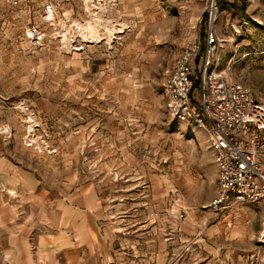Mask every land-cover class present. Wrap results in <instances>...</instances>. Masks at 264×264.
Returning a JSON list of instances; mask_svg holds the SVG:
<instances>
[{
	"label": "rangeland",
	"instance_id": "1",
	"mask_svg": "<svg viewBox=\"0 0 264 264\" xmlns=\"http://www.w3.org/2000/svg\"><path fill=\"white\" fill-rule=\"evenodd\" d=\"M77 25L101 40L111 32V47L83 43ZM32 28L46 35L40 46L27 38ZM209 31L220 40L223 74L264 104V0H0V151L48 183L93 184L124 242L166 248L168 264L226 254L229 264H264V208L207 209L218 190L208 136L166 106L167 69ZM63 34L81 50L64 51ZM210 215L216 221L201 226L219 222L207 241L217 258L201 253L199 232L180 240L181 224ZM238 229L252 238L231 239Z\"/></svg>",
	"mask_w": 264,
	"mask_h": 264
},
{
	"label": "crops",
	"instance_id": "2",
	"mask_svg": "<svg viewBox=\"0 0 264 264\" xmlns=\"http://www.w3.org/2000/svg\"><path fill=\"white\" fill-rule=\"evenodd\" d=\"M62 185L48 183L36 169L0 151V264H168L166 248L124 242L93 184ZM211 220L216 217L184 222L180 240L199 232L201 253L217 258L219 248L207 241L218 237L220 224L201 226ZM251 233L238 229L230 234L244 243ZM230 258L226 254L211 263L229 264Z\"/></svg>",
	"mask_w": 264,
	"mask_h": 264
},
{
	"label": "built area",
	"instance_id": "3",
	"mask_svg": "<svg viewBox=\"0 0 264 264\" xmlns=\"http://www.w3.org/2000/svg\"><path fill=\"white\" fill-rule=\"evenodd\" d=\"M5 2L18 5V0ZM217 10L211 6L210 23ZM45 36L37 28L27 32L33 46H40ZM219 46L218 35L209 31L205 40L184 48L166 72V106L176 122L191 124L208 136L218 190L207 209L224 213L238 205L264 208V104L250 88L223 74ZM186 216L182 210L179 219ZM185 252L194 249L187 245Z\"/></svg>",
	"mask_w": 264,
	"mask_h": 264
},
{
	"label": "bare ground",
	"instance_id": "4",
	"mask_svg": "<svg viewBox=\"0 0 264 264\" xmlns=\"http://www.w3.org/2000/svg\"><path fill=\"white\" fill-rule=\"evenodd\" d=\"M46 20H48L50 22L51 21L52 22L54 21V13H53V10H50V14H49V16H48V18ZM78 26L79 25H77V27H74V28H76L79 31L80 27H78ZM87 26L88 27H83L82 26L81 27L82 29H80V31H79L83 43H87V44H89V43L90 44H99V43L105 41L106 45H108V46L111 47V45L113 43V40H112L113 34H111V32H110L109 36H106V39H108V40H101V36L102 35L100 36V34H98V32H97V34H93L92 31H91V29H90V27H89L90 25H87ZM121 33H122V31H121ZM65 36H67V35L66 34H63V37H62L64 51H68V52H71L72 54H75L74 51L77 53L78 51L81 50L80 48H73V45L72 44L74 43V41H71V40H74L73 36H68V37H65ZM65 44H67V46ZM65 48H67V50H65ZM28 122L30 124V128L32 129L33 128L32 127V121H28Z\"/></svg>",
	"mask_w": 264,
	"mask_h": 264
}]
</instances>
